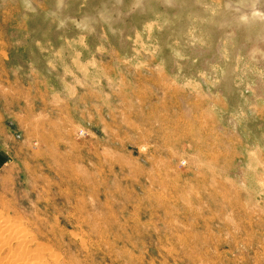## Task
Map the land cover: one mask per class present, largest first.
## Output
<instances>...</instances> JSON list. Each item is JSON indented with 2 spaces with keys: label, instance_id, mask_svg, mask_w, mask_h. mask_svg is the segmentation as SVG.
<instances>
[{
  "label": "rangeland",
  "instance_id": "rangeland-1",
  "mask_svg": "<svg viewBox=\"0 0 264 264\" xmlns=\"http://www.w3.org/2000/svg\"><path fill=\"white\" fill-rule=\"evenodd\" d=\"M238 18L229 0H0L13 255L264 264V25Z\"/></svg>",
  "mask_w": 264,
  "mask_h": 264
},
{
  "label": "bare ground",
  "instance_id": "bare-ground-1",
  "mask_svg": "<svg viewBox=\"0 0 264 264\" xmlns=\"http://www.w3.org/2000/svg\"><path fill=\"white\" fill-rule=\"evenodd\" d=\"M239 1L240 0H229L230 7L232 9H235L237 13V18L240 17L243 19H247L249 21H257L259 24L263 26L264 25V0H259V6L257 8H253V7L251 8L249 6L248 7L242 6L239 3ZM235 18L233 19L235 20ZM261 52H264V37L258 44L254 45V47L250 51V53L256 58L261 57L260 55ZM4 226H5L4 223L0 220V231H2L1 228ZM9 238L11 239L9 242L6 240L0 239V264H16V263H19V264H47V260L45 258L34 255L36 253L35 251L32 252L31 256L33 257L31 259L24 258L25 260H22L21 258L22 253L23 255L28 254V250H25V249H22V253L13 255L12 253L13 247L11 246V242L18 241L20 245L23 246L24 243L27 242L28 238L20 234H17L16 236H9ZM4 246L5 248L1 250V248H3Z\"/></svg>",
  "mask_w": 264,
  "mask_h": 264
}]
</instances>
